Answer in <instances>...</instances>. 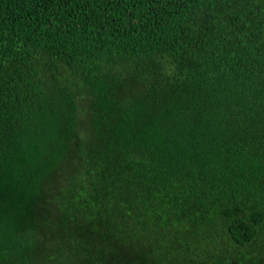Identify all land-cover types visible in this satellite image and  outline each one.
I'll return each instance as SVG.
<instances>
[{
    "label": "trees",
    "instance_id": "1",
    "mask_svg": "<svg viewBox=\"0 0 264 264\" xmlns=\"http://www.w3.org/2000/svg\"><path fill=\"white\" fill-rule=\"evenodd\" d=\"M0 264H264V0H0Z\"/></svg>",
    "mask_w": 264,
    "mask_h": 264
}]
</instances>
